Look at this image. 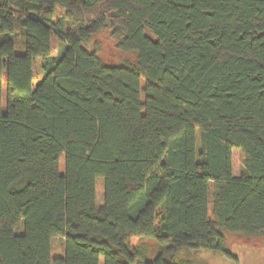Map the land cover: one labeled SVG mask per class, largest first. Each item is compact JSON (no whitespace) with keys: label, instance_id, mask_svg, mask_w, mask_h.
Masks as SVG:
<instances>
[{"label":"trees","instance_id":"1","mask_svg":"<svg viewBox=\"0 0 264 264\" xmlns=\"http://www.w3.org/2000/svg\"><path fill=\"white\" fill-rule=\"evenodd\" d=\"M104 29L129 58L86 48ZM231 235L264 238V0H0V264Z\"/></svg>","mask_w":264,"mask_h":264},{"label":"rangeland","instance_id":"2","mask_svg":"<svg viewBox=\"0 0 264 264\" xmlns=\"http://www.w3.org/2000/svg\"><path fill=\"white\" fill-rule=\"evenodd\" d=\"M114 43L115 42L110 35V30L104 29L93 37L91 43H86L85 45L88 50L96 48L101 56L107 61L116 62L129 58L125 55L118 54L114 49ZM52 44L53 54H57L60 44L56 37L53 38ZM38 62H40V60H38ZM199 135L200 132H198V136ZM243 160L242 152L233 149V162L238 171H243L244 169ZM229 253L232 254L233 257L230 256ZM175 259L190 260L191 264H264V238H247L238 235H231L228 239L226 252L202 250L196 253L190 251V254L180 253L175 255Z\"/></svg>","mask_w":264,"mask_h":264}]
</instances>
